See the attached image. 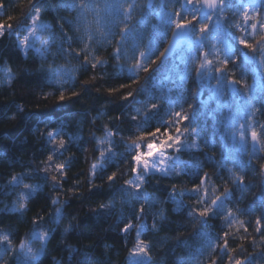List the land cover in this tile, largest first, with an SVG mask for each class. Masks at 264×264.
Returning <instances> with one entry per match:
<instances>
[{"label":"snow or ice","instance_id":"1","mask_svg":"<svg viewBox=\"0 0 264 264\" xmlns=\"http://www.w3.org/2000/svg\"><path fill=\"white\" fill-rule=\"evenodd\" d=\"M28 4L30 7L23 16V20L27 21L25 26L14 29L12 24H8L6 31L5 25L0 24V38L15 34L14 47L25 57L34 53L41 61H46L53 45L59 41L57 52L70 56L75 51L76 58L83 55L80 69L87 72L89 65L96 70L108 63L97 55L94 45L114 44L110 58L117 62V75L126 74L130 83L109 88L108 93L138 85L122 95L123 100L132 98L134 103L141 106L131 109L129 122H134L132 127L136 134L125 146L129 154L134 153L130 165L132 178L116 191L124 197L143 200L151 208L155 201L142 191L149 177L191 176V189L187 192L181 190L179 195L181 198L187 195L195 202V206L187 211L192 223L207 225L209 219L219 218L228 229L239 225L237 232L243 229L249 235V228L252 227L253 232L262 237L260 247L264 248V179L259 184L256 200L244 208L229 206L233 190L228 186L231 184L241 193L235 201L239 205L243 194L252 187L245 183L248 170L264 177V162L259 164V169L252 167L253 160L264 161V156L260 155L264 153V124L254 121L257 111L264 109V0H58L55 9L44 0L41 3L28 0ZM3 8V3H0V9ZM45 11H66L74 13V18L68 20L58 16L61 30L57 35L50 24L43 22L42 12ZM226 13H231V16H226ZM165 42L167 46L160 51V46ZM74 43L82 47L72 49ZM37 71L45 73L49 82L63 87L75 81L74 73L78 69L49 64L47 68L41 66ZM140 72L147 74L144 85L139 84ZM249 72L254 74L252 84L247 82ZM13 78L11 68H7L5 79L0 83L10 84ZM88 83V80L83 81L85 91ZM71 86L74 88L75 84L71 83ZM137 94L144 99H135ZM71 95L77 97L80 93L72 91ZM258 95L261 101L259 109L256 104ZM64 100L65 94L61 90L59 101ZM18 111H23V108H18ZM209 122L211 132L208 131ZM62 131V127L48 131L47 143L58 144L63 149L65 141L57 139ZM119 134L118 130L105 129V136L98 144L107 142L109 147L100 149L101 162L91 165L92 177L98 171H105L103 161L117 155L113 152V137ZM217 137L221 142V167L229 163L232 165L227 168L228 178L219 194V189L212 183L213 176L207 172L201 175V166L196 159V154L203 148L212 147ZM56 152L57 148L53 147L48 162L53 160ZM182 154H188L189 160H182ZM245 155L248 156L247 161L243 159ZM65 168L63 163L55 165L61 179ZM26 178L24 175H13L9 181L12 188L23 185L26 189L18 194V199L8 209L20 216L27 210V201L40 187L23 183ZM51 178L56 183L60 182L57 176ZM107 181L110 186L115 184L116 173L108 175ZM167 200L175 205L174 211L185 207L182 199H176L175 183ZM126 202L131 203V200ZM52 203L59 201L53 200ZM112 206V202H109L100 207ZM139 213L133 214L132 218L137 221L143 218L146 214L143 204ZM254 215V221L240 219L241 216ZM154 216L161 221L166 219L163 209ZM62 218V210L57 208L52 223L59 225ZM32 224L31 231L18 245H14L11 231L0 229V264H9L5 257H9L12 264H41V257L46 255L55 229L38 230L35 218ZM132 227L129 221L121 231L128 233ZM70 229L71 225L65 227L64 233ZM137 229L136 242L129 249L126 264H152L150 243L141 238L147 225H138ZM152 230L159 231L155 220ZM229 235L230 232L223 228L219 237L197 230L198 246L193 248L186 241L182 242L189 250L186 258L181 257L174 264H202L206 254L207 264H218V258L223 260L224 254L227 255L225 264H254L256 260H264V252L241 256L239 253L244 251L243 246L230 248ZM37 242L39 247L34 249L33 245ZM180 243L178 240V245ZM65 250L69 252L68 264H71L79 250ZM88 260L87 254H84L79 264H88ZM52 264L61 262L54 260Z\"/></svg>","mask_w":264,"mask_h":264},{"label":"trees","instance_id":"2","mask_svg":"<svg viewBox=\"0 0 264 264\" xmlns=\"http://www.w3.org/2000/svg\"><path fill=\"white\" fill-rule=\"evenodd\" d=\"M34 2L41 3V0H34ZM44 2L55 9L58 0H44ZM0 3L4 5V8L0 9V24L5 25L6 31L8 24H12L14 29L27 24L23 16L30 7L28 0H0ZM58 16L71 20L74 18V13L42 12L43 22L50 24L52 31L57 35L61 30ZM226 16L230 17L231 13H226ZM116 31L118 32L119 29ZM170 35L171 31L168 33L169 38ZM15 43V34L0 38V81L5 79L7 68H11L14 77L10 84L0 83V229L13 233L14 245H18L19 241L31 231L32 220L35 218L38 230L55 229L54 238L48 244V251L44 257H41V264H52L54 260L60 261L61 264H68L69 252L65 250L66 248L79 250L71 264H79L84 254L89 257L88 264H126L129 249L136 242L137 226L145 224L147 230L143 232L141 238L150 243L152 264H174L179 258H186L189 249H186L182 242L186 241L193 248L198 246L199 240L195 236L197 230L210 232L217 237L222 228L229 231V247L235 248L242 245L244 251L239 253L241 256L249 253L258 255L264 252V248L260 247L262 237L254 233L252 227L249 228L251 233L249 235L244 233L243 229L237 232L239 225L228 229L219 218L209 219L207 225L191 222L187 211L195 206V202L187 195L183 198L179 195L181 190L187 192L191 189L193 180L191 176L149 177L142 191L147 192L155 201L151 208L144 204L143 200L136 201L116 191L124 186L126 180L132 178L130 165L131 155L134 153L129 154L125 146L130 144L131 138L136 134L132 127L134 122H129L131 109L141 105L134 103L132 98L122 99L123 94L136 89L138 85L133 84L131 88H124L112 94L107 91L109 88H119L121 83H130L126 74L117 75V62L110 58L114 44L94 45L97 55L108 63L96 70L91 69L89 65L88 71L84 72L80 69V65L83 64V55L76 58L75 51L70 56L58 53L59 41L53 45L46 61H41L34 53H29L25 57L14 47ZM166 45L165 42L159 50L163 51ZM78 47L82 45L72 44V49ZM49 64L56 67L77 68L78 71L74 73L76 79L71 82L75 84V87L73 88L71 83L61 87L54 82H49L45 73L37 71L41 66L47 68ZM229 67L232 66L229 65ZM239 74L238 70L237 75ZM146 75L140 72V85H144ZM253 75L251 72L247 73L248 84H252ZM85 80L89 81L86 86L87 91L84 90L83 81ZM61 90L65 94V100L62 102L59 101ZM72 91L80 95L73 97ZM45 94H48L47 98ZM135 99L142 100L144 97L137 94ZM260 102L258 95L256 101L258 109ZM20 107L23 111H18ZM254 121L257 124H264V109L257 111ZM209 125L208 131L211 132V122ZM60 127L63 131L57 139L62 138L65 141L63 149H60L58 144L54 146L47 143V132ZM106 128L112 131L118 130L120 133L113 137V152L117 155L103 161L105 171H98L97 175L92 177L91 165L101 162L100 149L109 147L107 142L98 144V141L104 138ZM53 147L57 148V152L53 154V160L48 162L47 158L49 154H52ZM220 151L221 142L217 137L212 147L203 148L196 154V159L201 166V175L207 172L213 176L212 183L219 189L217 194L223 191L228 178L227 168L232 167L231 163L221 167ZM260 155L264 156V153ZM208 157L213 159L209 160ZM180 158L189 160L188 154H182ZM243 159L247 161L248 156L245 155ZM261 162L264 161L253 160L252 167L259 169ZM58 163L66 165L62 179L55 169ZM46 168L47 171H45ZM112 173H116V181L110 186L107 176ZM216 173L219 175L217 176ZM13 175H24L27 178L23 183L40 186L27 201V210L23 216L8 211L13 202L18 199V194L26 191L23 185L16 188L9 185ZM52 176H57L60 182H54ZM262 179L264 177L248 170L245 183L251 184L252 187L250 191L243 194L239 205H236L235 201L241 193L229 184L228 186L233 190L232 202L229 206L244 208L252 204L259 194V184ZM173 183L176 184V199H182L185 206L178 211H174L175 205L167 200ZM53 200H58L59 203L53 204ZM128 200H131V203H127ZM109 202H112L111 208L100 207L102 204L108 205ZM141 204L144 205L146 214L137 221L132 218V215L140 214ZM57 208H60L63 213L59 225L52 223ZM160 209H163L166 215L163 221L154 216V213H158ZM240 219L254 221L255 215L241 216ZM154 220L159 231L152 230ZM129 221L133 227L130 232L123 233L121 229ZM69 225H71L70 231L64 233L65 227ZM178 240L181 242L179 245ZM38 247V242L33 245L34 249ZM6 260L12 264L9 257H6ZM226 260L227 255L224 254L223 260L218 258V264H225ZM202 264H207V254ZM254 264H264V260H256Z\"/></svg>","mask_w":264,"mask_h":264},{"label":"water","instance_id":"3","mask_svg":"<svg viewBox=\"0 0 264 264\" xmlns=\"http://www.w3.org/2000/svg\"><path fill=\"white\" fill-rule=\"evenodd\" d=\"M170 38H171V35H170ZM167 46V45H166ZM249 146H251V140H250V137H249Z\"/></svg>","mask_w":264,"mask_h":264},{"label":"rangeland","instance_id":"4","mask_svg":"<svg viewBox=\"0 0 264 264\" xmlns=\"http://www.w3.org/2000/svg\"><path fill=\"white\" fill-rule=\"evenodd\" d=\"M5 259H6V257H5Z\"/></svg>","mask_w":264,"mask_h":264}]
</instances>
